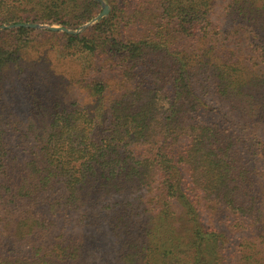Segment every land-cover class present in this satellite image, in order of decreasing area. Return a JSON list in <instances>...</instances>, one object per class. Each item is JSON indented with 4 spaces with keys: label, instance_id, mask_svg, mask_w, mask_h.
<instances>
[{
    "label": "trees",
    "instance_id": "trees-1",
    "mask_svg": "<svg viewBox=\"0 0 264 264\" xmlns=\"http://www.w3.org/2000/svg\"><path fill=\"white\" fill-rule=\"evenodd\" d=\"M47 1L59 22L62 9L79 18L81 0ZM162 1V12L136 25L138 32L127 29L136 23L133 10L126 20L115 13L112 35L93 28L77 38L81 52L107 55L120 74L106 104L110 140L95 137L100 118L63 110L24 163L9 159L0 135V264H223L221 235L203 226L202 210L216 219L232 215L235 230L245 220L257 226L233 264H264L262 175L208 111L200 85L264 131V77L218 43L193 44L205 38L208 0ZM17 4L0 0V13ZM227 14L250 28L264 56V0H229ZM92 83L103 98L108 82ZM132 145L144 147L140 157ZM73 215L83 230L69 235L63 224ZM105 226L114 255L99 260L85 233Z\"/></svg>",
    "mask_w": 264,
    "mask_h": 264
},
{
    "label": "rangeland",
    "instance_id": "rangeland-1",
    "mask_svg": "<svg viewBox=\"0 0 264 264\" xmlns=\"http://www.w3.org/2000/svg\"><path fill=\"white\" fill-rule=\"evenodd\" d=\"M18 1L17 7L0 13V135L7 144L9 159L24 163L39 153L46 135L43 127L47 128L55 112L62 110L64 113L79 111L100 118L102 122L97 125V130L105 129L102 132L93 130L95 137L97 140H110L111 135L106 128L109 123L106 104L116 93L115 84L120 74L110 69L114 62L105 60L107 55L85 48L81 52L83 41L77 38L87 37V33L91 29L94 33L95 28L97 31L104 29V34L110 36L115 13L124 15L126 20L127 14L133 10L136 11V23L133 26L128 24L127 29L129 33L138 32L140 28L136 25L145 23L144 20L150 22L151 18L155 20L154 17L162 12L159 0H143L145 4L142 6L138 4L140 0H81L78 3L79 18L75 19L70 10H61L64 22H59L60 15L51 1ZM123 3L124 9L117 10V5L121 7ZM228 4L229 0H208L205 38L196 39V44L193 40V44L198 47L202 42L218 43L249 72L264 77V56L256 45V38L250 28L242 27L228 16ZM105 8L107 11L102 15ZM99 24L103 28L95 27ZM93 80L108 82L103 98L95 93ZM200 85L205 88L203 99L208 111L223 127H230L231 136L238 146L235 148L241 152L247 167L256 175L261 174V181H264V131L213 95L210 86L204 82ZM180 139L183 141L186 137ZM132 147L138 157L144 152L143 146ZM38 209L42 213L45 211L43 206ZM201 213L203 226L221 235L222 241L218 246L223 264H233L232 256L239 249V243L258 233V227L246 220L242 228L235 230L232 226L235 217L232 215L225 214L216 219L203 210ZM63 226L69 235L83 230L77 227L74 215L65 220ZM88 229L85 234L95 239V248L91 249L97 254L95 258L112 259L115 239L108 228L105 226L100 232Z\"/></svg>",
    "mask_w": 264,
    "mask_h": 264
},
{
    "label": "water",
    "instance_id": "water-1",
    "mask_svg": "<svg viewBox=\"0 0 264 264\" xmlns=\"http://www.w3.org/2000/svg\"><path fill=\"white\" fill-rule=\"evenodd\" d=\"M106 11H107V9L105 8V9L102 11V13H101V14H102V15H103V14H105V13H106ZM31 26H33V25H31ZM52 29H53V30H56V28H52Z\"/></svg>",
    "mask_w": 264,
    "mask_h": 264
}]
</instances>
